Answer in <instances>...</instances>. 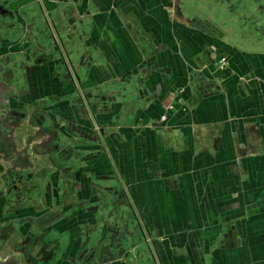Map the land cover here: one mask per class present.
Instances as JSON below:
<instances>
[{
  "label": "crops",
  "instance_id": "1",
  "mask_svg": "<svg viewBox=\"0 0 264 264\" xmlns=\"http://www.w3.org/2000/svg\"><path fill=\"white\" fill-rule=\"evenodd\" d=\"M212 1L204 22L183 0H8L1 138L26 152L15 170L44 203L0 264H264V35ZM208 46L227 73L204 66ZM65 146L72 159L54 162Z\"/></svg>",
  "mask_w": 264,
  "mask_h": 264
},
{
  "label": "flooded vegetation",
  "instance_id": "2",
  "mask_svg": "<svg viewBox=\"0 0 264 264\" xmlns=\"http://www.w3.org/2000/svg\"><path fill=\"white\" fill-rule=\"evenodd\" d=\"M220 1V0H218ZM224 1V0H221ZM229 1V9L231 13L233 14L234 23L238 24L239 26H242V29L244 27V31L242 34L250 35L249 37H258L260 35H264V0H227ZM184 5H187L191 12L194 14V16H197L199 19H201L204 22H207L212 18V0H184ZM6 5H8V0H0V40L2 37L7 36L8 30L5 28V20L7 19V16L10 15L9 11L6 8ZM207 24V23H206ZM208 25V24H207ZM19 34L22 32V29H19ZM4 35V36H3ZM39 56L36 57L38 60ZM34 58V61L36 60ZM33 60V59H32ZM10 60L8 57H4L2 62H0V151H4V153H0V170H5L4 172V178H3V194L1 195L2 198H0L3 201V211L0 213V217H10V215H17V218H15V221L9 222L4 226H0V238H2V244H5L6 239L9 237L7 236V232H21L24 228V226H30L33 228L37 227V223L35 221V218L37 215H41L39 212V208H43L44 203V197L41 195L40 186L36 182V180H32L31 184L28 185L29 181H24L19 177V175H22L20 172H16L15 170L17 166H19V169L22 170V166L28 164V156L26 155V152L23 150H15L14 148V141L15 139L9 138V140H4L1 138L2 133H6L8 135L12 134L10 128L12 127L10 123H6L9 119L8 115L9 109H7V105L3 104L4 99H2L5 95L8 93H14L10 92L8 87L5 85V78H4V66L9 64ZM4 80H1L3 79ZM3 131V132H1ZM29 139L27 138V141ZM40 145H43L41 143ZM74 152L72 151V148L65 146L61 150V155L53 158V161L56 162L57 160L60 163H68V160L72 159ZM66 167H69L68 165ZM15 175V176H14ZM10 176H14L18 183L13 184L9 181ZM37 177V176H36ZM36 179V178H35ZM63 196L65 198H69L72 194L71 191H68L66 188L62 191ZM58 197V196H57ZM31 203L34 205L33 210L34 212V218L33 216H28L25 211L26 209L31 205ZM129 205H131L129 203ZM113 207V205H112ZM120 213V212H119ZM113 213L112 215H120V214ZM125 214V213H124ZM123 215V214H121ZM131 224L135 225V228L138 229V232L142 235L143 233V227L141 226L139 219H130ZM35 238L36 235H33V239L31 241V245L35 244ZM29 245L28 247L24 248L23 251V260L28 262V253L32 246ZM15 248H21L20 244L16 243ZM0 245V253L2 252ZM3 257H6V254L2 255ZM32 263L34 264H41L42 261L37 257L30 258ZM29 259V260H30ZM22 260V259H21ZM12 259H5L6 264H14L11 262ZM19 263H21L20 260H18ZM17 264V263H16Z\"/></svg>",
  "mask_w": 264,
  "mask_h": 264
},
{
  "label": "rangeland",
  "instance_id": "3",
  "mask_svg": "<svg viewBox=\"0 0 264 264\" xmlns=\"http://www.w3.org/2000/svg\"><path fill=\"white\" fill-rule=\"evenodd\" d=\"M170 10H171L172 16L176 15V13H178L179 16H181L183 14L182 10H180V9L179 10L177 9L178 11L177 10L175 11L174 6H172V8ZM201 57L204 58V60H205L204 66L206 68L208 67V68H211L213 70L221 71L223 74L227 73L230 70L229 60H228V56L226 55V53L219 52L216 48H214L212 46H208L205 49H203L201 51ZM178 94H179V92H176V91L171 92V97L169 99H167L165 104H164V112L160 116L161 119H165L166 113L169 110H173L176 107V105L180 102ZM168 106H170V107H168ZM31 140L32 139H30V142H31Z\"/></svg>",
  "mask_w": 264,
  "mask_h": 264
},
{
  "label": "water",
  "instance_id": "4",
  "mask_svg": "<svg viewBox=\"0 0 264 264\" xmlns=\"http://www.w3.org/2000/svg\"><path fill=\"white\" fill-rule=\"evenodd\" d=\"M55 41V40H54ZM55 44L57 45L56 41H55ZM2 243V241H0V244Z\"/></svg>",
  "mask_w": 264,
  "mask_h": 264
},
{
  "label": "built area",
  "instance_id": "5",
  "mask_svg": "<svg viewBox=\"0 0 264 264\" xmlns=\"http://www.w3.org/2000/svg\"><path fill=\"white\" fill-rule=\"evenodd\" d=\"M171 106V105H170ZM170 106H168V107H170Z\"/></svg>",
  "mask_w": 264,
  "mask_h": 264
}]
</instances>
